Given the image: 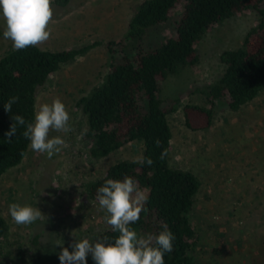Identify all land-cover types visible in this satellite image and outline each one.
I'll return each mask as SVG.
<instances>
[{"label":"trees","instance_id":"trees-1","mask_svg":"<svg viewBox=\"0 0 264 264\" xmlns=\"http://www.w3.org/2000/svg\"><path fill=\"white\" fill-rule=\"evenodd\" d=\"M66 1L54 0L57 4ZM250 11L256 14V23L237 47L218 54L221 72L217 79L196 89L203 103L182 104V95L163 94L168 79L178 78L199 62V44L209 31ZM96 44L56 50L35 46L14 51L11 47L0 55V182L21 163L30 145L22 135L26 125L18 126L17 135L7 142L11 117L21 115L26 124L33 122L39 89L62 65L75 62ZM106 48L104 76L75 103L86 124L83 145L96 160L138 140L142 143L140 158H151L153 164L118 160L84 183V198L98 204L97 189L107 179L132 177L149 198L140 219L130 227L139 234L155 235L163 225L168 226L175 239L173 251L165 253V264H233L226 260L227 234L220 224L212 226L211 237L200 234L204 225L196 218V205L201 179L192 169L171 163L167 115L181 108L189 129L207 130L214 121V107L238 113L264 91V0H138L126 35L107 42ZM13 96L19 100L9 113L4 104ZM164 150L167 156L161 160ZM105 215L102 212L101 228L94 235L97 241L105 237L113 241L118 235L105 222ZM8 234L9 224L0 214V242ZM263 248V243L256 246L257 256L241 252V262L234 264H264ZM87 264L95 262L91 258Z\"/></svg>","mask_w":264,"mask_h":264},{"label":"rangeland","instance_id":"rangeland-1","mask_svg":"<svg viewBox=\"0 0 264 264\" xmlns=\"http://www.w3.org/2000/svg\"><path fill=\"white\" fill-rule=\"evenodd\" d=\"M136 1L67 0L57 4L52 0L50 38L40 47L56 50L97 44L75 62L62 65L38 91L36 111L41 104L59 98L69 112L72 130L50 132V137L60 135L67 145L52 158L29 145L21 163L2 177L0 214L9 224V234L0 242V264H60L62 246L71 251L75 239L97 242L94 235L105 210L84 198V183L118 160L141 157L142 143L134 140L92 160L81 135L86 124L75 104L104 76L106 44L124 38ZM256 21L250 11L219 23L202 38L199 62L178 78L168 79L163 94L182 95V104L203 103L196 89L220 75L218 54L237 47ZM4 28L0 16V55L12 47L3 37ZM167 120L172 132L171 163L192 169L201 179L196 205V218L204 225L201 236L211 237L212 226L220 224L227 234L228 262H241V252L257 256L256 246L264 245V91L238 113L214 107V121L207 130L189 129L181 108L168 114ZM13 203L39 208L44 216L32 224L18 225L9 213ZM91 258L89 254L87 262Z\"/></svg>","mask_w":264,"mask_h":264},{"label":"clouds","instance_id":"clouds-1","mask_svg":"<svg viewBox=\"0 0 264 264\" xmlns=\"http://www.w3.org/2000/svg\"><path fill=\"white\" fill-rule=\"evenodd\" d=\"M52 0H0V16L5 21L3 37L12 42L14 51L35 47L50 38L49 25L53 20ZM19 97L13 96L4 104L6 112L11 113L13 104ZM13 123L5 132V139L11 143L17 135L18 126H25L22 135L30 141L33 151L47 154L52 158L54 154L66 147L65 140L60 136L50 137V132H70V115L65 104L54 99L50 104L43 103L35 112L34 120L27 123L23 116L11 117ZM84 133L82 132L81 135ZM159 145V141H156ZM167 150L160 154L163 160ZM133 163L151 166V158H139ZM148 193L140 189L132 177L123 180L107 179L97 189L99 207L105 210V222L118 235L113 241L107 237L91 243L87 238L75 239L69 248L63 247L59 253L60 264H87V257H91L95 264H165V253L173 251V233L167 225L158 234H139L130 225L140 219L144 210ZM11 219L18 225H29L42 219L39 208L13 203L9 205Z\"/></svg>","mask_w":264,"mask_h":264}]
</instances>
